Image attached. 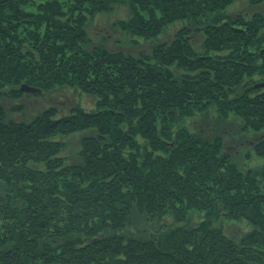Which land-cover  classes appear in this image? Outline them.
Returning a JSON list of instances; mask_svg holds the SVG:
<instances>
[{
	"label": "trees",
	"instance_id": "trees-1",
	"mask_svg": "<svg viewBox=\"0 0 264 264\" xmlns=\"http://www.w3.org/2000/svg\"><path fill=\"white\" fill-rule=\"evenodd\" d=\"M234 1L0 0V100L78 96L29 120L0 104V264H264V166L242 170L224 141L233 119V138L256 137L244 158L264 157V15L225 14ZM121 4L125 52L87 34ZM135 217L173 224L146 236ZM220 219L251 230L233 239Z\"/></svg>",
	"mask_w": 264,
	"mask_h": 264
},
{
	"label": "rangeland",
	"instance_id": "rangeland-1",
	"mask_svg": "<svg viewBox=\"0 0 264 264\" xmlns=\"http://www.w3.org/2000/svg\"><path fill=\"white\" fill-rule=\"evenodd\" d=\"M260 13L264 15V1L258 6H251L248 0H235L232 2L224 11L225 14H245L250 16L253 13ZM130 16L129 9L127 5H115L111 12L104 14H97L89 24L87 28V34L95 44L104 43L109 50L113 51H128L132 49L131 39H128L125 35L120 33L118 30L112 28V23L117 20H126ZM182 25L180 22H176L166 28L161 35L153 40L152 42H162L169 41L174 34V32ZM195 42L201 39V36H196L193 38ZM139 40V45L137 49H148L150 43H146L141 39ZM198 46V44H196ZM78 100V96H74L70 91L65 92H54L49 94H43L40 96H34L28 94L27 96L21 97L19 100H9L2 99L0 104L14 120H29L33 115L40 112L41 109L48 107L50 105H55L60 111L61 115L67 113L69 104H72ZM80 103L82 107L86 110L92 108V100L89 97L81 96ZM13 105H20V111H10ZM228 130L225 132V149L229 152L232 160H234L242 170H257L264 166V157L252 155L250 159L244 158L245 151L251 149L252 141L255 137L254 134L249 133L248 136H238L233 138L231 134H234L236 130H239L240 124L238 121L233 119L230 120L227 126ZM230 127V129H229ZM88 133H78L69 137L61 138L65 141V148L62 151V155L66 157L67 162H73L77 160L76 153L79 149V140L82 136ZM204 213L190 211V223H195L203 219ZM189 219V218H188ZM173 224V221L169 217H164L160 220H146L144 218L135 217L133 218L132 224L128 226L130 232L137 233V231L144 232L146 236L155 233V231L161 225ZM217 226L223 227L224 233L238 240L241 236L249 232L251 229L250 225L244 220L234 221V220H222L220 219L215 223ZM145 236V237H146Z\"/></svg>",
	"mask_w": 264,
	"mask_h": 264
},
{
	"label": "water",
	"instance_id": "water-1",
	"mask_svg": "<svg viewBox=\"0 0 264 264\" xmlns=\"http://www.w3.org/2000/svg\"><path fill=\"white\" fill-rule=\"evenodd\" d=\"M22 90L26 91V92H33V93H40L39 90L32 88V87H28L26 85H22Z\"/></svg>",
	"mask_w": 264,
	"mask_h": 264
}]
</instances>
